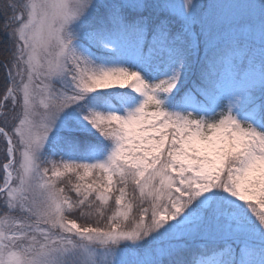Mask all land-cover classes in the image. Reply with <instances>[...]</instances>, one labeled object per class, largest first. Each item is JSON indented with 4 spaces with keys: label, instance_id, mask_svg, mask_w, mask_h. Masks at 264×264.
Segmentation results:
<instances>
[{
    "label": "snow or ice",
    "instance_id": "snow-or-ice-1",
    "mask_svg": "<svg viewBox=\"0 0 264 264\" xmlns=\"http://www.w3.org/2000/svg\"><path fill=\"white\" fill-rule=\"evenodd\" d=\"M0 0V264H264V0Z\"/></svg>",
    "mask_w": 264,
    "mask_h": 264
},
{
    "label": "rangeland",
    "instance_id": "rangeland-1",
    "mask_svg": "<svg viewBox=\"0 0 264 264\" xmlns=\"http://www.w3.org/2000/svg\"><path fill=\"white\" fill-rule=\"evenodd\" d=\"M250 2V0H209L210 5H214V12L219 16L228 17L238 11L237 6ZM2 79V71H0ZM0 161H3V154L0 153Z\"/></svg>",
    "mask_w": 264,
    "mask_h": 264
},
{
    "label": "trees",
    "instance_id": "trees-1",
    "mask_svg": "<svg viewBox=\"0 0 264 264\" xmlns=\"http://www.w3.org/2000/svg\"><path fill=\"white\" fill-rule=\"evenodd\" d=\"M0 83H2V79H0Z\"/></svg>",
    "mask_w": 264,
    "mask_h": 264
}]
</instances>
